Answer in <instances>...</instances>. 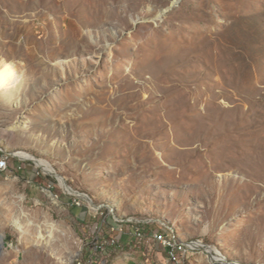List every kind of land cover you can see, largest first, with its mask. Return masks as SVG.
Wrapping results in <instances>:
<instances>
[{
	"label": "rangeland",
	"instance_id": "obj_1",
	"mask_svg": "<svg viewBox=\"0 0 264 264\" xmlns=\"http://www.w3.org/2000/svg\"><path fill=\"white\" fill-rule=\"evenodd\" d=\"M0 235V264H264V0H0Z\"/></svg>",
	"mask_w": 264,
	"mask_h": 264
},
{
	"label": "bare ground",
	"instance_id": "obj_2",
	"mask_svg": "<svg viewBox=\"0 0 264 264\" xmlns=\"http://www.w3.org/2000/svg\"><path fill=\"white\" fill-rule=\"evenodd\" d=\"M16 157L21 159V160H25V161H32L35 163V165L37 167H39L45 174H49V175H52L54 177L57 178V180L59 181V184L60 186L62 187L63 191L67 194H70V195H75L77 196V193L73 192L72 189L68 188V186L66 185L64 179L57 175L54 170L44 161H41V160H37L36 158H34L33 156L27 154V153H24V152H20V153H17L16 154ZM83 197V196H82ZM91 204V203H90ZM93 206V205H92ZM95 208V207H94ZM95 211V210H94ZM1 237V235H0ZM193 247H196L198 249H200L201 251L207 253L209 259L211 260L212 264H236V263H230V262H227L225 260H223L219 255L218 253H216L213 250L209 249L208 247H206L202 242H197L195 243L194 245H192Z\"/></svg>",
	"mask_w": 264,
	"mask_h": 264
},
{
	"label": "water",
	"instance_id": "obj_3",
	"mask_svg": "<svg viewBox=\"0 0 264 264\" xmlns=\"http://www.w3.org/2000/svg\"><path fill=\"white\" fill-rule=\"evenodd\" d=\"M170 9V8H169ZM14 157H16V156H14ZM17 158V157H16ZM32 162V161H31ZM77 196H79V197H82L83 196V198H87V197H85L83 194H80V193H77Z\"/></svg>",
	"mask_w": 264,
	"mask_h": 264
}]
</instances>
